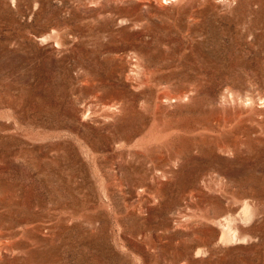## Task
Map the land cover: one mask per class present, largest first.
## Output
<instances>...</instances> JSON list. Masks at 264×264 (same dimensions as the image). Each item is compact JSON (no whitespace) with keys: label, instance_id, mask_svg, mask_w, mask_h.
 Listing matches in <instances>:
<instances>
[{"label":"rangeland","instance_id":"374dc122","mask_svg":"<svg viewBox=\"0 0 264 264\" xmlns=\"http://www.w3.org/2000/svg\"><path fill=\"white\" fill-rule=\"evenodd\" d=\"M0 264H264V0H0Z\"/></svg>","mask_w":264,"mask_h":264}]
</instances>
